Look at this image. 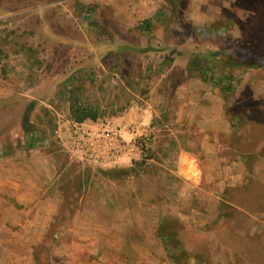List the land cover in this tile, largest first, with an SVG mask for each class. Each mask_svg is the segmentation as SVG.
<instances>
[{"label":"rangeland","instance_id":"obj_1","mask_svg":"<svg viewBox=\"0 0 264 264\" xmlns=\"http://www.w3.org/2000/svg\"><path fill=\"white\" fill-rule=\"evenodd\" d=\"M124 18L94 0H0V165H22L20 189L0 178V264H64L60 251L76 254L87 237L73 225L92 223L93 208L119 225L109 210L124 207L129 244L118 256L100 248L116 264H136L144 241L160 259L149 264H264V0H166L154 20ZM181 102L202 125L204 112L222 113L208 152L220 165L208 172L205 136L162 129ZM72 104L105 124L150 109L156 162L71 161L55 132L75 118ZM178 156L194 174H177ZM46 191L63 196L47 230L26 203Z\"/></svg>","mask_w":264,"mask_h":264},{"label":"crops","instance_id":"obj_2","mask_svg":"<svg viewBox=\"0 0 264 264\" xmlns=\"http://www.w3.org/2000/svg\"><path fill=\"white\" fill-rule=\"evenodd\" d=\"M97 2V5L99 6H105L110 11H112L115 15L119 14L122 17H125L124 20L127 22H140L144 20H154V18L157 16L159 10L166 4V0H124L118 2V0H94ZM54 4V3H53ZM51 4L50 6H53ZM11 14H9L10 16ZM4 16L3 18L9 17ZM2 26L0 28H3V23L1 22ZM21 69V68H20ZM18 77H15L14 79H18ZM54 88L52 89V95L54 96L56 94V84H53ZM189 103L194 102L197 103L198 101L195 100V98L189 96ZM133 110L128 114L127 110L123 112L114 123H102L97 121H92L90 119L80 122L83 127L86 129H107L109 127H118L121 129V133L126 139L130 138L129 134V126L131 123H138L140 120H142L145 124H147L151 120V117L153 119V114L150 109H144L143 107H139L136 105H132ZM129 109V108H128ZM193 111L194 106H192ZM217 109V108H216ZM205 111V108H204ZM200 121L204 122V124H199L198 119L195 117L194 112L187 113L185 112V106H183V103H179V105H176V107L173 108L172 112V124H170L165 116L161 121L163 122V127L165 131H169L170 135H173L174 137H177V133H181L182 135L185 134H200L201 136H205L202 150H204V161L203 166L205 168V171H210L211 168H216L217 164L220 165V159L216 156V154L208 153L209 151L216 152L215 146L217 144L213 143V140L218 141L219 135L221 134L219 131L223 130V117L220 110H218L216 113H208L204 116H200ZM221 127H220V126ZM195 127V131L192 129ZM198 127L200 129H198ZM225 130H227V126L224 123ZM158 128V127H157ZM215 136V137H214ZM174 139V138H173ZM211 145L213 147H211ZM153 146V145H152ZM151 146V148H152ZM150 148V149H151ZM214 148V149H213ZM212 149V150H211ZM68 151V150H67ZM150 151V150H149ZM70 159L73 162L81 163V164H89L98 166L100 164L89 162V161H83L77 156L72 155L69 153ZM216 156V157H214ZM5 163L4 161L0 160V163ZM147 162H156L154 160H150ZM9 163H11V167L8 169L6 167L7 165H0L2 170L0 169V178L2 179H9L12 183H14L15 187L19 189L21 188L22 182V175H21V162H18L16 160H11ZM134 164L129 162L127 159H124L121 166H113L112 164H106V165H100V167H105L108 169L111 168H119V167H129L133 166ZM204 172V171H203ZM195 181V179H193ZM211 181V180H210ZM37 178L34 177V184L37 186ZM31 193V192H28ZM48 191H46L43 195L35 194L34 196L28 197L26 203H28L30 206V213L35 214L37 216L38 221H42L45 225V230L47 228L49 229L50 225L55 221V218L60 213V208L62 207V204H60L61 198H63L62 194L54 195L50 194L48 195ZM21 195V194H20ZM18 194V197L20 196ZM32 195V194H30ZM26 196V195H24ZM22 198V195H21ZM26 198V197H25ZM25 203V202H24ZM110 212L114 214H118L119 221L121 223L115 224L113 222V216L108 217L109 222H105V218L101 217L102 212L99 209L93 208L91 210L90 214L93 219L90 220L92 223H77V225H73L74 229L79 230L80 228L83 229V231L87 232V237L85 238H77L76 241H73L72 247H76V254L73 252H70L69 250H61L60 251V257L61 262L64 264H102V260H108L110 261V264H116L117 258L111 257L106 258L105 256H102L100 254L101 247L106 246L111 248V251L114 253L115 256H118L119 251L117 250L119 247H124L129 244L127 239V230H126V222L130 221L131 218H128L130 216L131 211L129 207L121 208V210H117L116 208L112 209L110 208ZM108 211V214H112ZM192 211H196L195 209H192ZM142 212V218L145 217V212L141 210ZM144 216V217H143ZM190 216V215H189ZM128 218V219H127ZM91 233V234H90ZM107 233L108 234V240L107 238H104L102 234ZM125 235V236H123ZM157 245L163 246V243H159V241H156ZM149 243L147 241L141 242L140 244V255H139V261H137L136 264H149V255L151 258H153L151 253L148 251ZM152 262L157 263L160 261V259H157L156 256H154Z\"/></svg>","mask_w":264,"mask_h":264},{"label":"built area","instance_id":"obj_3","mask_svg":"<svg viewBox=\"0 0 264 264\" xmlns=\"http://www.w3.org/2000/svg\"><path fill=\"white\" fill-rule=\"evenodd\" d=\"M132 110L130 106L127 113L130 114ZM67 122L69 126H61L56 130L55 137L61 138L68 152L83 161L121 166L124 159L133 164L151 160L149 150L158 131L153 121L147 124L142 120L131 123L129 139L123 136L118 127L86 129L72 117Z\"/></svg>","mask_w":264,"mask_h":264},{"label":"trees","instance_id":"obj_4","mask_svg":"<svg viewBox=\"0 0 264 264\" xmlns=\"http://www.w3.org/2000/svg\"><path fill=\"white\" fill-rule=\"evenodd\" d=\"M150 23L151 22L149 21L148 24L150 25ZM199 73L204 75V77H213V73H210V71L208 69H206V68H203V66L200 67ZM73 105H75V104H72V108H73ZM73 111H74L73 114H74V117H75L74 119L76 121H79V122H83L86 119L95 120L97 118L96 115H92L91 113L86 112L85 108H80V107L75 108V106H74Z\"/></svg>","mask_w":264,"mask_h":264},{"label":"clouds","instance_id":"obj_5","mask_svg":"<svg viewBox=\"0 0 264 264\" xmlns=\"http://www.w3.org/2000/svg\"><path fill=\"white\" fill-rule=\"evenodd\" d=\"M189 163H193L189 161L187 158L184 156H178L177 158V164H176V171L178 175H192L195 172L194 166L191 169L187 168V165Z\"/></svg>","mask_w":264,"mask_h":264}]
</instances>
